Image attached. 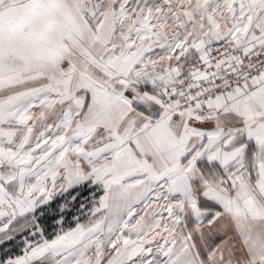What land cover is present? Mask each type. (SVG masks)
Masks as SVG:
<instances>
[{"label":"snow or ice","instance_id":"obj_1","mask_svg":"<svg viewBox=\"0 0 264 264\" xmlns=\"http://www.w3.org/2000/svg\"><path fill=\"white\" fill-rule=\"evenodd\" d=\"M0 264H264V0H0Z\"/></svg>","mask_w":264,"mask_h":264}]
</instances>
